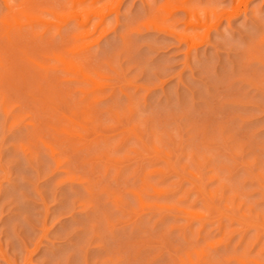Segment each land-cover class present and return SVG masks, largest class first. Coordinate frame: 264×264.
<instances>
[{
  "label": "rangeland",
  "instance_id": "1",
  "mask_svg": "<svg viewBox=\"0 0 264 264\" xmlns=\"http://www.w3.org/2000/svg\"><path fill=\"white\" fill-rule=\"evenodd\" d=\"M72 1L0 0V264H264V0Z\"/></svg>",
  "mask_w": 264,
  "mask_h": 264
},
{
  "label": "bare ground",
  "instance_id": "2",
  "mask_svg": "<svg viewBox=\"0 0 264 264\" xmlns=\"http://www.w3.org/2000/svg\"><path fill=\"white\" fill-rule=\"evenodd\" d=\"M10 1V0H9ZM34 1H37V3L39 1H48V0H34ZM170 2H172L173 0H168ZM33 2V1H32ZM97 2V0H93V2H87L86 3V0H73L70 4H74L75 6L77 7H84L83 9H85L86 11L87 10H90L91 6L93 4H95ZM198 0H183V1H180L176 7H175V10L174 11H171L169 12V14L171 15V18L174 17V12L176 10H181L182 11V20L183 23H184V27L181 28V29H178V25L175 26V24L173 23L174 21L170 24H157L156 22L154 23V25H151L150 23L148 25H150L149 27L148 26H145V28L147 27V29H151L152 27H156L157 29H159V31H164V32H167V33H170V34H173L175 35L176 37H178L179 39H190L191 37V33H189L187 30L188 29H193L191 32H194L195 28L194 27H197V26H201V25H204V23L206 22V19L202 16V14L200 13V9H199V6H198ZM9 5V4H8ZM11 5H13V3L11 2ZM72 5V6H74ZM14 6V5H13ZM12 6V7H13ZM100 11H96V13H99ZM105 14V12H102ZM100 14V13H99ZM103 15V14H102ZM102 17V16H101ZM170 17V16H169ZM91 18V13H88L86 12V15L85 16H79L77 17V22L76 25L75 22H73L72 25H74L73 27H75V25L77 26V28L79 27H83L87 21ZM176 18V17H174ZM103 19L99 20V24L100 23H103ZM179 20V19H178ZM179 20V21H180ZM178 21V22H179ZM177 22V20H176ZM153 24V23H152ZM182 24V23H181ZM108 25V24H107ZM183 25V24H182ZM107 27V26H106ZM177 27V28H175ZM73 28V29H74ZM84 28V27H83ZM113 28V27H112ZM112 28L110 27V29L112 30ZM82 29V28H81ZM153 29V28H152ZM178 29V30H177ZM109 29H107L106 31H108ZM77 32V30H75ZM74 31V32H75ZM79 31V30H78ZM106 31H104V33H102V35H104L106 33ZM79 33V32H78ZM77 33V34H78ZM77 34H76V37L75 38H79L77 37ZM81 34V32L79 33ZM82 35V34H81ZM80 36V35H78ZM82 38V37H81ZM200 44V43H199ZM198 44V45H199ZM89 58V57H88Z\"/></svg>",
  "mask_w": 264,
  "mask_h": 264
}]
</instances>
